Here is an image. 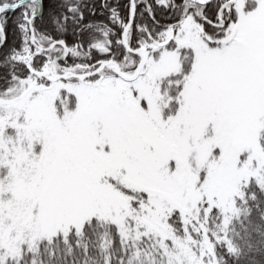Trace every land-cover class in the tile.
<instances>
[{
  "label": "snow or ice",
  "instance_id": "obj_1",
  "mask_svg": "<svg viewBox=\"0 0 264 264\" xmlns=\"http://www.w3.org/2000/svg\"><path fill=\"white\" fill-rule=\"evenodd\" d=\"M0 264H264V0H0Z\"/></svg>",
  "mask_w": 264,
  "mask_h": 264
},
{
  "label": "trees",
  "instance_id": "obj_2",
  "mask_svg": "<svg viewBox=\"0 0 264 264\" xmlns=\"http://www.w3.org/2000/svg\"><path fill=\"white\" fill-rule=\"evenodd\" d=\"M121 2H126V0H121ZM8 39H9V42H11L13 40V36H12V33L11 31H9V35H8Z\"/></svg>",
  "mask_w": 264,
  "mask_h": 264
}]
</instances>
